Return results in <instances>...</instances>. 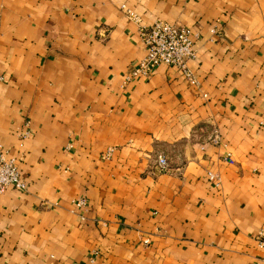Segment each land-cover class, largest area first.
Here are the masks:
<instances>
[{"label": "crops", "instance_id": "crops-1", "mask_svg": "<svg viewBox=\"0 0 264 264\" xmlns=\"http://www.w3.org/2000/svg\"><path fill=\"white\" fill-rule=\"evenodd\" d=\"M124 4L190 28L197 82L126 79ZM0 145V264H264V0H0Z\"/></svg>", "mask_w": 264, "mask_h": 264}, {"label": "built area", "instance_id": "built-area-1", "mask_svg": "<svg viewBox=\"0 0 264 264\" xmlns=\"http://www.w3.org/2000/svg\"><path fill=\"white\" fill-rule=\"evenodd\" d=\"M123 8L138 23V33L144 43L145 55L132 67L126 79L133 78L139 74H150L153 69L160 64L174 65L178 67L184 75L193 82H197L191 71L188 61L196 55L195 41L193 34L187 26L165 19H156L151 24L142 23L141 17L130 10L126 4ZM30 129L24 130L23 134L29 135ZM111 148L109 149L110 153ZM226 159H231L226 157ZM158 165L160 169H165L169 165L168 157L161 153L158 156ZM209 178L220 185V175L214 171H208ZM27 182L22 178L16 159L10 156L2 145H0V195L11 185L19 188H25ZM77 205L85 206L86 197H77L74 199ZM149 241L145 239V243ZM259 242L264 245V238ZM264 261V258H263Z\"/></svg>", "mask_w": 264, "mask_h": 264}]
</instances>
